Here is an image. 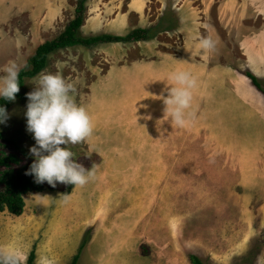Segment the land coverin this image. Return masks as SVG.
I'll return each instance as SVG.
<instances>
[{
  "label": "rangeland",
  "instance_id": "rangeland-1",
  "mask_svg": "<svg viewBox=\"0 0 264 264\" xmlns=\"http://www.w3.org/2000/svg\"><path fill=\"white\" fill-rule=\"evenodd\" d=\"M77 1L70 0L50 38L73 19ZM18 25L28 29L26 18L10 24ZM236 56L235 51L224 62L229 77L241 76ZM98 61L91 48H65L50 55L42 73L58 72L72 83L79 105ZM39 76L27 80L0 123V157L16 155L11 166L24 175L35 159L26 94L35 90ZM235 87L248 89L251 101L234 93ZM206 90L198 85L204 102L196 103L204 106L182 128L180 142L178 134L175 143L172 139L176 148L167 141L166 148L131 149L126 139V147L118 149L93 148L89 139L69 145L85 168L97 166V178L75 190L73 185L67 203L61 195L71 185L44 182V191L26 194L21 215L0 212V245L22 248L27 264L32 252L33 264H70L85 239L78 264H192L191 254L210 264H264V96L247 82L212 84L207 114Z\"/></svg>",
  "mask_w": 264,
  "mask_h": 264
},
{
  "label": "crops",
  "instance_id": "crops-1",
  "mask_svg": "<svg viewBox=\"0 0 264 264\" xmlns=\"http://www.w3.org/2000/svg\"><path fill=\"white\" fill-rule=\"evenodd\" d=\"M88 2L80 30L85 37L125 36L136 28L151 30L148 40L105 42L88 47L99 54L100 61L93 63V79L79 105L86 107L93 119L94 131L89 138L93 148L118 149L128 143L131 149L149 150L166 148L167 141L169 148H176L171 142L174 138L175 143L178 135L180 142L182 128L172 125L165 115L164 103L171 87L169 75L176 69L191 71L198 85L207 86V114L209 85L236 86L242 81L249 83L251 91L260 92L246 72L264 82V0ZM69 3L70 0H0V68L13 61L24 67L37 47L52 39L54 25L61 21ZM22 18H26L28 29L10 26ZM209 35L217 41L216 47L203 52L198 47L199 41ZM165 40L170 43L166 45ZM235 51L241 76L229 77L224 62L235 57ZM237 70L234 69L236 73ZM2 75L5 73L0 72ZM247 90L233 88L244 101H251V96H246ZM203 97L204 92L198 97L197 87L193 100L195 116L204 106L199 105L204 102Z\"/></svg>",
  "mask_w": 264,
  "mask_h": 264
},
{
  "label": "clouds",
  "instance_id": "clouds-1",
  "mask_svg": "<svg viewBox=\"0 0 264 264\" xmlns=\"http://www.w3.org/2000/svg\"><path fill=\"white\" fill-rule=\"evenodd\" d=\"M211 35L199 41V49L208 52L216 47ZM21 65L15 61L0 68V99L14 101L20 91L19 74ZM170 88L164 100L165 115L173 126L186 128L195 118L193 109L194 92L198 87L197 77L189 70L176 69L169 75ZM35 90L26 94L27 131L33 134L35 144L30 154L35 157L27 175L34 182H47L56 187L58 183L84 187L97 178V166L85 168L75 158L69 145L88 140L94 131L92 116L86 107L78 105L72 98L74 85L67 82L58 72L42 73L33 81ZM9 117L5 107L0 106V123ZM70 193L61 195L67 203ZM0 264H27L24 250L15 245H0Z\"/></svg>",
  "mask_w": 264,
  "mask_h": 264
},
{
  "label": "trees",
  "instance_id": "trees-1",
  "mask_svg": "<svg viewBox=\"0 0 264 264\" xmlns=\"http://www.w3.org/2000/svg\"><path fill=\"white\" fill-rule=\"evenodd\" d=\"M88 1L78 0L75 15L68 22L65 29L58 36L40 44L27 64L21 68L19 74L20 91L17 93L16 98L21 96L28 79L36 77L48 67L50 55L58 50L76 45L91 47L105 42H137L151 38V30L149 28H136L125 36L100 34L85 37L81 35L80 30L86 19ZM246 74L264 96V85L260 79L250 71H247ZM14 101L0 99V106L5 107L8 112ZM3 138L4 135L0 132V140ZM10 141L17 148L23 150L16 140L10 139ZM16 161H18L17 156L13 154L0 157V184L2 185V190L0 191V212L8 211L15 215H21L26 206L25 195L32 191L42 192L46 189V186L45 183H35L32 175H24L20 171H15L11 163ZM72 187L73 185L69 186L66 193H70ZM86 243L85 239L70 264H78L84 247L87 245ZM34 259L35 252H32L29 258L30 263L33 264ZM190 261L192 264H210L196 254L190 255Z\"/></svg>",
  "mask_w": 264,
  "mask_h": 264
}]
</instances>
